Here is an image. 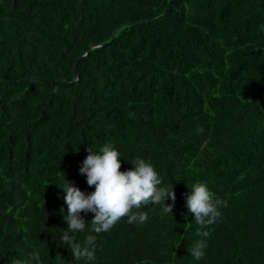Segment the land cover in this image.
<instances>
[{"label":"trees","instance_id":"trees-1","mask_svg":"<svg viewBox=\"0 0 264 264\" xmlns=\"http://www.w3.org/2000/svg\"><path fill=\"white\" fill-rule=\"evenodd\" d=\"M106 142L121 172L150 162L175 204L70 233L96 236L95 259L76 260L62 173L94 192L79 168ZM197 182L226 202L199 261L185 207ZM13 259L264 264V0H0V264Z\"/></svg>","mask_w":264,"mask_h":264},{"label":"clouds","instance_id":"clouds-1","mask_svg":"<svg viewBox=\"0 0 264 264\" xmlns=\"http://www.w3.org/2000/svg\"><path fill=\"white\" fill-rule=\"evenodd\" d=\"M203 128L197 129L203 134ZM79 168V173L86 177L89 187L94 186V192L85 194L68 181L63 175L64 203L67 214L63 220L66 229L61 230V242L71 250L76 260L95 259L96 236L88 234L83 243L77 242L70 233L84 232L100 234L108 232L121 218L127 217V223H144L148 220V212L143 206L163 204L162 212L171 214L175 204V193L170 187L162 185L153 165L142 158L131 161V169L121 172V154L111 142L103 144L98 151L91 146ZM206 183L197 182L192 185L190 193L185 195V207L192 214L195 223L199 226L196 235L204 239L197 240L187 249L192 258L199 261L205 256L206 239L210 236L208 227L217 223L221 218L220 207L226 202L214 198ZM171 199L172 204L165 205V200ZM135 209L136 211H133ZM64 213V209H60ZM81 213H93V218L86 227ZM39 261V257H33ZM11 264H31L30 259H13Z\"/></svg>","mask_w":264,"mask_h":264}]
</instances>
